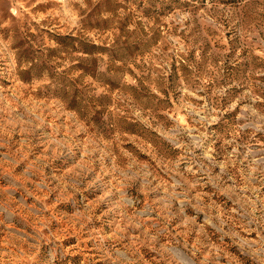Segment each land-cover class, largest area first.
<instances>
[{
  "label": "rangeland",
  "instance_id": "rangeland-1",
  "mask_svg": "<svg viewBox=\"0 0 264 264\" xmlns=\"http://www.w3.org/2000/svg\"><path fill=\"white\" fill-rule=\"evenodd\" d=\"M0 264H264V0H0Z\"/></svg>",
  "mask_w": 264,
  "mask_h": 264
}]
</instances>
